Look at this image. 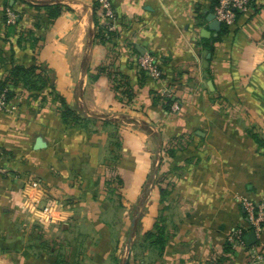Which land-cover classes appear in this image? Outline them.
<instances>
[{
	"label": "crops",
	"instance_id": "0c3cea01",
	"mask_svg": "<svg viewBox=\"0 0 264 264\" xmlns=\"http://www.w3.org/2000/svg\"><path fill=\"white\" fill-rule=\"evenodd\" d=\"M110 1L114 30L94 0H0V87L48 79L0 106V264H264L242 204L264 201V0L219 30L218 0Z\"/></svg>",
	"mask_w": 264,
	"mask_h": 264
},
{
	"label": "built area",
	"instance_id": "2783aa9c",
	"mask_svg": "<svg viewBox=\"0 0 264 264\" xmlns=\"http://www.w3.org/2000/svg\"><path fill=\"white\" fill-rule=\"evenodd\" d=\"M252 0H218V3L215 5L214 14L216 19L228 26L233 25L236 22L238 12H247L251 7ZM101 3L103 17L106 21V27L110 30L115 29V13L113 6L110 0H99ZM15 21V14L9 12V22ZM139 66L144 70L150 77L153 79H160L163 75V69L161 63L152 53H144L139 57L138 60ZM6 89L0 93V106L8 107L9 102L6 99ZM172 109L177 111L180 109V104L174 102L172 104ZM3 157V150L0 147V160ZM34 187H37L39 184L37 181L32 183ZM242 204L245 209L246 218L248 221L249 227L253 230L256 238L260 240L261 244L264 245L263 236H264V201H257L251 198L243 197ZM57 205V204H56ZM55 204H48L43 208H38L36 204H33L35 210H41L44 213L48 214V217L51 220H54V210L56 209ZM245 230L242 227H238L232 231L228 239L235 246L245 245ZM252 260H260L262 254L258 253L256 249H253L251 254Z\"/></svg>",
	"mask_w": 264,
	"mask_h": 264
},
{
	"label": "trees",
	"instance_id": "16d2710c",
	"mask_svg": "<svg viewBox=\"0 0 264 264\" xmlns=\"http://www.w3.org/2000/svg\"><path fill=\"white\" fill-rule=\"evenodd\" d=\"M95 5V21L99 23V14L98 9L100 8V2L99 0H94ZM254 6V1H251V7ZM36 9L41 10L44 9L48 18L51 21H54L57 17H59L62 13V6L59 4H53V5H36ZM242 13V12H238ZM4 21L7 22V16L4 15ZM9 25V24H8ZM11 25V24H10ZM100 30H103V27H100ZM27 36L22 34L19 38V42L21 43L22 40H27ZM39 38H37V41ZM22 86L23 88L27 89L28 91H31L33 93L42 90L46 85H48V79L46 75H44L42 72L38 71V66L36 65H21L18 64L15 67H13L11 71V75L9 78H7L6 81H4L0 87V93L3 92L6 89V99L9 102L16 94V89L19 86ZM61 108H62V114L63 118L66 122L71 120V123H77L80 121V117L78 114H75V112L66 104L64 99L62 97H59ZM3 150V149H2ZM5 154V151L3 150V156ZM118 177V176H117Z\"/></svg>",
	"mask_w": 264,
	"mask_h": 264
},
{
	"label": "water",
	"instance_id": "95a60500",
	"mask_svg": "<svg viewBox=\"0 0 264 264\" xmlns=\"http://www.w3.org/2000/svg\"><path fill=\"white\" fill-rule=\"evenodd\" d=\"M209 19L211 21V27L214 28L215 30H219L220 27H221V22H219L216 17H215V14H211V16H209ZM45 142L42 140L41 137H39L37 139V143H36V147L37 148H41L43 146H45ZM248 238V241L249 242H252L255 240V235L254 233H252L250 236H246V239Z\"/></svg>",
	"mask_w": 264,
	"mask_h": 264
}]
</instances>
